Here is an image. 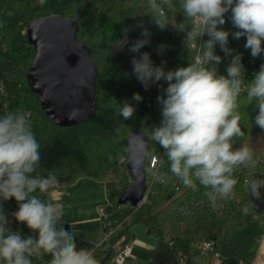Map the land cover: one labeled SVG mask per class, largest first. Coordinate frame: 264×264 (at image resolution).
<instances>
[{
    "label": "trees",
    "instance_id": "1",
    "mask_svg": "<svg viewBox=\"0 0 264 264\" xmlns=\"http://www.w3.org/2000/svg\"><path fill=\"white\" fill-rule=\"evenodd\" d=\"M170 2L171 8L163 0H155L157 9L164 12L168 21L167 27L161 30L154 22L159 11L152 9L150 0H46L43 6L37 0H0V116L18 109L29 115L41 154L40 167L31 175L46 177L54 174L57 182L63 185L72 184L85 175L105 180L109 192V205L103 214L105 230L127 225L130 220L146 223L149 233L158 238L157 248L150 255V264H179L181 254L188 255L187 264H194V257L200 253L195 245L204 241H214L215 247L209 256L214 258L217 252L222 264L253 263L264 235V186L258 188L260 199H255L249 184L239 182L229 197L223 198L226 208L222 213L200 209L194 217H180L171 201L170 162L165 155V171L158 173L166 178V182H156L155 191L142 205L119 203L121 195L134 183L127 168L130 134L141 131L148 136L159 125L161 111L157 97L164 95L163 89L167 87V82L161 80L150 82L146 90L132 71V58L138 59L147 52L154 66H163L165 71H170L188 66L198 53L196 48L190 49L185 43L190 26L185 21L181 0ZM59 13L78 20V39L90 47L99 74L96 84L99 112L91 120L74 126L58 125L47 116L27 77L36 54L27 30L37 18ZM226 21L223 28L230 32L227 48L231 52L226 55L219 44L214 46L215 54L221 57L216 66L217 74L227 76L232 58L239 53L246 69L244 82L247 84L264 63V52L253 58L250 49L244 47L246 37L235 39L231 33L236 29L227 16ZM124 29L128 30L127 43L118 48L115 42L125 39ZM145 29L148 37L142 35ZM145 38L149 43L139 52L129 50L136 41ZM208 39L205 35L202 41ZM161 45L166 46L163 51H160ZM135 93H139L142 100L132 99ZM246 96L247 93L242 91L238 97L240 127L244 135L232 138V149L249 146L253 154L261 156L260 169L264 170V130L254 122L258 114L257 102L249 103ZM125 102L135 108L133 116L127 120L119 111ZM259 132H262V138L248 142ZM150 144V150L157 146L164 152L158 143L150 140ZM109 173L120 174L122 178L118 182L108 180ZM145 173L149 176L147 168ZM33 195L49 201L48 193L41 194L37 190ZM245 206L249 208L247 214L243 211ZM17 207L14 200L3 203L8 220L6 227L18 230L25 238L29 235L35 238L37 233L17 223L12 216ZM61 226L67 228L61 222L57 229ZM73 232L78 248H92L99 264L109 262L113 247H106V242H90L81 233ZM132 238L134 236L127 235L121 247ZM30 259L32 264H48L51 256H32Z\"/></svg>",
    "mask_w": 264,
    "mask_h": 264
},
{
    "label": "clouds",
    "instance_id": "2",
    "mask_svg": "<svg viewBox=\"0 0 264 264\" xmlns=\"http://www.w3.org/2000/svg\"><path fill=\"white\" fill-rule=\"evenodd\" d=\"M163 2L173 7L170 0ZM37 3L43 6L46 0H37ZM150 4L153 10L159 11L155 24L165 29L168 21L164 12L157 9L155 0H150ZM181 9L190 26L185 43L190 49L199 48L200 54L193 56L188 66L170 71H165L163 66H153L147 52L131 60L132 71L146 90L150 82H167L164 95L157 97V103L162 105L161 120L148 134V139L164 149L170 172L183 185L196 190L198 181L226 199L237 184L232 178L234 168L251 161L253 155L247 145L232 149V138L244 135L238 112V97L242 91L247 93L249 103L257 102L254 122L264 130V63L245 84L246 69L241 62L242 54L238 53L227 68V76L218 75L216 66L221 57L215 54L214 46L219 44L226 55L231 52L227 48L230 32L223 28L227 16L236 29L231 33L233 37H246L244 47L250 49L253 58L259 57L264 52V0H181ZM123 31L125 39L115 42L118 48L127 43L128 30ZM142 35L148 37L147 29ZM205 35L209 37L207 41L196 43ZM148 43L147 38L140 39L129 50L139 52ZM164 47L161 45L160 51ZM132 99L140 101L142 97L135 93ZM119 111L127 120L133 116L135 108L125 102ZM137 139L143 144L144 134ZM40 161V144L29 115L18 109L0 116V264H32L30 257L44 255L51 256L48 264H99L92 248L77 247L76 233L69 227L57 229L63 217V204L33 195L37 190L47 193L57 183L54 174L31 175L40 167ZM158 170H150L151 175L155 177ZM159 182L164 181L160 178ZM246 183L253 197L260 199L258 188L264 186V181ZM10 200L18 206L12 213L15 221L37 233L35 238L31 235L25 238L18 230L6 227L8 220L3 203ZM211 201L215 208L214 196ZM243 211L247 214L248 206Z\"/></svg>",
    "mask_w": 264,
    "mask_h": 264
},
{
    "label": "water",
    "instance_id": "3",
    "mask_svg": "<svg viewBox=\"0 0 264 264\" xmlns=\"http://www.w3.org/2000/svg\"><path fill=\"white\" fill-rule=\"evenodd\" d=\"M77 30L78 20L60 13L37 18L27 30L29 41L36 48L27 72L31 90L47 116L61 126L84 123L99 112L98 69L90 47L78 39ZM141 133L130 134L127 168L134 183L119 198L122 204L138 206L147 190L145 170L150 140L143 133L141 144L137 139Z\"/></svg>",
    "mask_w": 264,
    "mask_h": 264
},
{
    "label": "rangeland",
    "instance_id": "4",
    "mask_svg": "<svg viewBox=\"0 0 264 264\" xmlns=\"http://www.w3.org/2000/svg\"><path fill=\"white\" fill-rule=\"evenodd\" d=\"M261 133L254 135L248 142L262 138ZM121 178L120 174L109 173L108 180L118 182ZM74 183V186H71V184L63 185L57 182L47 192L51 197L54 189L63 192L61 198L53 200L62 203L64 206L61 222L66 225L69 224L71 230L81 233L88 241L93 242L99 236L107 234V231L104 230L105 219L100 211V207L109 205V192L106 188V181L85 175ZM119 230L125 234L127 230L135 234L133 239L137 248L133 252L132 258L136 264H148L151 253L157 248V235L150 234L146 223L142 221L130 220L127 225L122 226ZM119 230L112 234L110 238L112 245H115L118 240ZM199 244L195 245L196 249Z\"/></svg>",
    "mask_w": 264,
    "mask_h": 264
},
{
    "label": "built area",
    "instance_id": "5",
    "mask_svg": "<svg viewBox=\"0 0 264 264\" xmlns=\"http://www.w3.org/2000/svg\"><path fill=\"white\" fill-rule=\"evenodd\" d=\"M203 37H201L196 43L202 44ZM198 53L200 54V49L196 48ZM162 105H160L161 109ZM150 144V143H149ZM151 146V144H150ZM164 156L165 152H160L157 146H152L151 150L149 147L147 156H146V168L149 172V176L146 178V192L144 194V197L139 201V205H142L148 200V197L153 191H155V183L159 182V179L162 178L164 182H166V178L161 175H159V171H165V167H163L164 163ZM261 156L253 154L252 160L247 161L245 164H241L234 168L232 173V178L237 180V184L239 182H245L246 181H264V170L260 169L261 167ZM254 165V166H253ZM158 168V172L156 173V176L153 177L151 175L152 169ZM170 179L172 180V187H173V194L171 196V201L173 202V209L176 213V215L180 217H194L198 210L204 209L209 211H215L217 213H222L225 208L226 204L223 198H221L219 193L213 192V190L208 187L205 188L203 185H200L198 181H196V190H193L192 188L186 187L183 185V183L175 177L171 172L169 173ZM194 179V177H193ZM248 184V183H247ZM215 197V204L216 207L213 208L211 206V197ZM138 205V206H139ZM100 211L104 214L105 213V207H101ZM114 230V229H112ZM111 234L108 235V237L100 241L96 244H100L103 242H106V247H113L109 243V237ZM172 243V241H171ZM215 247L214 241H204L199 244L197 247L198 250H200L201 255H209L211 252H213ZM114 253L112 257V261H114L116 264H127L128 259L131 257L133 246L130 243H127L125 247H113ZM199 256V255H198ZM215 257H219V254L216 252ZM195 258V257H194ZM188 255L187 254H181L179 256V264H187L188 262ZM240 264H253L247 261H243Z\"/></svg>",
    "mask_w": 264,
    "mask_h": 264
},
{
    "label": "crops",
    "instance_id": "6",
    "mask_svg": "<svg viewBox=\"0 0 264 264\" xmlns=\"http://www.w3.org/2000/svg\"><path fill=\"white\" fill-rule=\"evenodd\" d=\"M74 184L75 183L71 184V186H74ZM52 192H53L52 197L50 196L49 192H47L48 196H49V201L58 200V198H61L62 195H63V192H61L59 189H54ZM121 228H122V226L117 227L114 230H112V229L108 230L106 232L107 233L106 235L99 236L95 241H93V243H98L100 241H103V240H105L108 237L109 234H111L109 239H108L109 243H110V238H111L112 234L116 233ZM104 230H105V228H104ZM129 234L132 235V236H135V234H133L132 232H129L128 230H127L126 234L124 232H121V230H119V237H118V240H117L116 244L112 245L110 243V245L115 247V248L121 246L122 243L124 242V240L126 239L127 235H129ZM260 241H261V243H260V245H259V247L257 249V252L255 254V257L253 259V264H264V235L262 236ZM128 243H130L133 246V250H132V254H133V252L137 248L135 246L134 239L132 238L130 240V242H128ZM132 254H131V257L128 259L127 264H136L135 260H133V258H132ZM112 257H113V255H112ZM112 257L110 258V260H109V262L107 264H116L114 261H112ZM150 262H151V260H150ZM150 262L148 264H150ZM194 264H222V259L218 258V257L212 258L209 255H201V254H199V256H196L194 258Z\"/></svg>",
    "mask_w": 264,
    "mask_h": 264
}]
</instances>
